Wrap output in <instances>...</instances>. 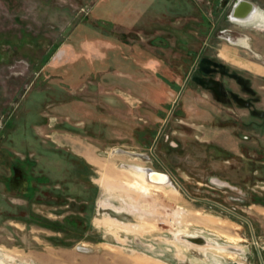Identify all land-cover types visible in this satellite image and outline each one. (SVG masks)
Segmentation results:
<instances>
[{
    "label": "rangeland",
    "instance_id": "374dc122",
    "mask_svg": "<svg viewBox=\"0 0 264 264\" xmlns=\"http://www.w3.org/2000/svg\"><path fill=\"white\" fill-rule=\"evenodd\" d=\"M235 1L0 0V264H264V0Z\"/></svg>",
    "mask_w": 264,
    "mask_h": 264
},
{
    "label": "bare ground",
    "instance_id": "6f19581e",
    "mask_svg": "<svg viewBox=\"0 0 264 264\" xmlns=\"http://www.w3.org/2000/svg\"><path fill=\"white\" fill-rule=\"evenodd\" d=\"M240 1H242V0H238L234 4V6L235 7L236 6L239 7V9L235 12L236 9L234 8L235 10L233 11L232 17L236 18L237 20L239 19V21L240 20H243V21L244 20H251L253 18V14H255V12L257 11L256 14H255V16H254V19H255L257 17V15H258V9H257L256 5L252 1H250V2L253 5H251V4H248V5L242 4V5H240L239 4ZM238 4L240 6H238ZM233 7H232V9H233ZM248 8L250 10L252 9V12L251 13H248V11H249ZM246 11H247L248 14L247 15H244ZM131 167L134 168L135 170H137L138 172H143L145 174V177L147 179H149L151 182H154V183H157V184H161V185H171L170 184L171 182H170L167 174H162V173L157 172V171H155L153 169L145 168V167H141V166H135V165H133Z\"/></svg>",
    "mask_w": 264,
    "mask_h": 264
},
{
    "label": "flooded vegetation",
    "instance_id": "af4514ba",
    "mask_svg": "<svg viewBox=\"0 0 264 264\" xmlns=\"http://www.w3.org/2000/svg\"><path fill=\"white\" fill-rule=\"evenodd\" d=\"M206 61V60H205ZM209 61V60H208ZM207 62V61H206ZM208 63V62H207ZM214 65V64H213ZM222 68H223V66H220V65H216V66H211V68L209 67H205V66H202L201 68H200V70H201V72L202 71H205V72H208V71H212L213 73L214 72H216V71H220V70H222ZM236 82L243 88V90H245V91H249V92H251V89L250 88H248L245 84H244V82H243V80L240 78V77H237L236 78ZM20 178H22V179H24L23 178V176H21L20 175ZM25 180V179H24ZM26 181H27V179H26ZM29 187V186H28ZM32 187H30L29 189H31Z\"/></svg>",
    "mask_w": 264,
    "mask_h": 264
},
{
    "label": "water",
    "instance_id": "95a60500",
    "mask_svg": "<svg viewBox=\"0 0 264 264\" xmlns=\"http://www.w3.org/2000/svg\"><path fill=\"white\" fill-rule=\"evenodd\" d=\"M237 1H238V0H236V1L234 2V4H235ZM247 3L252 4V3H251L250 1H248V0H242V1L239 2L240 5H242V4H246V5H248ZM234 4H233V6H234ZM239 4H238V5H239ZM234 8H235L236 10H235ZM234 10H235V12H236V11L238 10V7H237V6H236V7H235V6L233 7L232 11L230 12V16L233 15V11H234ZM162 174H165V173H162ZM168 178H169V176H168ZM169 179H170V178H169ZM198 240H199V241H202V239H198Z\"/></svg>",
    "mask_w": 264,
    "mask_h": 264
},
{
    "label": "trees",
    "instance_id": "16d2710c",
    "mask_svg": "<svg viewBox=\"0 0 264 264\" xmlns=\"http://www.w3.org/2000/svg\"><path fill=\"white\" fill-rule=\"evenodd\" d=\"M31 219L34 220V221L36 220V221H38V222L40 221V220H39L36 216H34V215H31ZM72 221H73V220H72V218H71L69 222L72 223ZM41 222H42V221H41ZM42 225H49V224H48V223L46 224L45 222H42Z\"/></svg>",
    "mask_w": 264,
    "mask_h": 264
},
{
    "label": "crops",
    "instance_id": "0c3cea01",
    "mask_svg": "<svg viewBox=\"0 0 264 264\" xmlns=\"http://www.w3.org/2000/svg\"><path fill=\"white\" fill-rule=\"evenodd\" d=\"M247 4H249V3H247ZM251 5H253V4H251ZM238 6H240V5H238ZM238 9H239V7H238ZM258 9V8H257ZM249 10V11H248ZM248 13H251L252 12V9L250 10L249 8H248ZM247 11L245 12V14L244 15H247L248 13H247ZM256 14V13H255Z\"/></svg>",
    "mask_w": 264,
    "mask_h": 264
},
{
    "label": "built area",
    "instance_id": "2783aa9c",
    "mask_svg": "<svg viewBox=\"0 0 264 264\" xmlns=\"http://www.w3.org/2000/svg\"><path fill=\"white\" fill-rule=\"evenodd\" d=\"M146 159H148V157H146Z\"/></svg>",
    "mask_w": 264,
    "mask_h": 264
}]
</instances>
